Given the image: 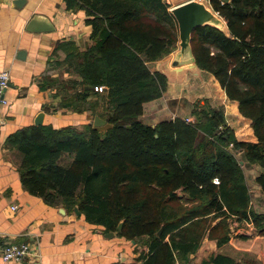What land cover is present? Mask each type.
<instances>
[{
	"label": "trees",
	"instance_id": "trees-1",
	"mask_svg": "<svg viewBox=\"0 0 264 264\" xmlns=\"http://www.w3.org/2000/svg\"><path fill=\"white\" fill-rule=\"evenodd\" d=\"M183 1L62 0L65 9L84 11L92 43L79 49L72 40L58 41L52 54L62 57L51 63H66L72 78L52 84L48 67L38 79L40 87L67 89L60 108L79 113L92 109V95H100L104 114L97 115L108 126L31 124L4 141L18 152L20 181L30 193L52 206L77 208L106 232L123 221L119 235L146 236L142 264L188 262L205 236L221 246L229 240L232 215L251 217L264 234V212L252 209L240 165L262 169L255 179L264 194V0H209L231 34L211 24L191 34L196 65L237 99L257 134L254 142L235 137L221 105L194 108L199 115L194 122L175 116L152 125L143 119L144 104L160 98L168 83L166 74L150 70L148 63L173 48L177 22L170 8ZM204 43L224 59L209 58L206 48L197 53ZM231 60L236 64L230 69ZM237 82L249 92L235 93ZM230 143L242 160L227 149ZM214 176L220 179L217 185ZM208 264L241 263L216 253Z\"/></svg>",
	"mask_w": 264,
	"mask_h": 264
},
{
	"label": "crops",
	"instance_id": "crops-1",
	"mask_svg": "<svg viewBox=\"0 0 264 264\" xmlns=\"http://www.w3.org/2000/svg\"><path fill=\"white\" fill-rule=\"evenodd\" d=\"M34 14L49 18L54 30L27 31L26 23ZM84 19L83 10H67L62 0H24L20 5L14 0H0V69L10 73L9 85L4 92L7 104L0 107V237L29 242L32 248V254L22 261H3L0 258V264H142V256L148 251L144 235L127 238L117 232L108 237L103 226L88 222L82 213L76 212V208L52 206L30 193L20 181L18 152L4 144L7 135L34 124L40 113L42 124L54 127H81L90 122L87 110L80 113L55 110L57 98H53L50 88H41L38 81L46 68H50V63L58 58L52 54L58 41L72 40L81 49L92 42L89 38L91 27ZM20 50L25 51L24 58L17 57ZM164 60L161 58L148 63L150 70L165 73L168 83L160 98L144 104L142 117L146 122L154 125L162 118L177 116L178 109H170V102L194 107L200 97H205L210 98L214 107L224 105L227 124L238 140L256 141L250 120L240 113L238 102L227 97L213 75L200 74L196 65L165 69L161 65ZM189 68L197 70L193 72L197 81L207 77L201 87H189L190 72L186 71ZM192 79L195 81L194 77ZM190 90L193 93L189 94ZM246 125L252 135L237 137L238 130ZM237 221L239 229L244 230L246 221ZM248 232L246 229L240 235H246L244 238L249 240ZM257 237L264 238L263 235ZM254 241L256 239L246 244L243 240L230 238L217 246L216 239L205 236L196 251L190 254L188 262L177 261L176 264H208L211 255L216 253L228 255L241 264L248 261L264 264V240L260 242L262 247ZM122 256L126 263L122 262Z\"/></svg>",
	"mask_w": 264,
	"mask_h": 264
},
{
	"label": "rangeland",
	"instance_id": "rangeland-1",
	"mask_svg": "<svg viewBox=\"0 0 264 264\" xmlns=\"http://www.w3.org/2000/svg\"><path fill=\"white\" fill-rule=\"evenodd\" d=\"M170 2H172L173 0H169ZM200 1H205L206 2V4H207V6L213 11V12H215L216 14H217V16L218 17H220L223 21H224V23H223V26L220 28V29H222L227 35H230L231 34V32H230V30H229V28H228V26H227V24H226V21L224 20V18L220 15V13L218 12V11H216V10H214L213 8H212V5H211V3H210V1H208V0H200ZM221 2H224V1H222V0H220ZM168 2V1H167ZM175 3V2H174ZM246 25L248 24V22H246L245 23ZM246 25H243V26H246ZM174 29H175V31H174V36H175V39L173 40V42H174V44H173V48L171 49V51L170 52H168L167 54H165L164 56H162L161 58H163V59H165L164 60V62L161 64L162 65V68H168V69H173L174 68V66H172L171 65V58H172V56H173V54H174V52L175 51H177L178 49H179V36H178V26H177V23H176V27L174 26ZM173 33V32H172ZM92 43V42H91ZM190 43H191V41H190ZM76 44V43H75ZM91 45V44H90ZM78 46V48L79 49H81L80 47H79V45H77ZM201 47H203V48H199V50L198 49H196V52L198 53L199 51H200V49L202 50V52L203 53H205V49L204 48H206L207 49V53H208V56H209V58H211V57H214V61H217V62H220L221 61V59H224L223 57H220L218 54V52L210 45V44H206V43H204V44H202L201 45ZM206 53V54H207ZM57 57L58 58H61L62 57V55H57ZM57 58V59H58ZM228 60V59H227ZM152 62H155V61H152ZM229 64H230V69L236 64V61L235 60H231V61H229ZM152 66L154 65V63H152L151 64ZM195 65H196V62H195ZM196 67H197V70L198 71H200L201 73L200 74H204V73H206V75H213L211 72H209V71H207V70H203L202 68L200 69L197 65H196ZM50 71H49V73H48V75H49V77H50V80H52V84H53V81L54 80H61V81H65V80H67V79H70V78H72V74H70L71 72H68V71H66V69H67V65H66V63H63L62 65H54L53 63H51L50 64ZM189 69H191V70H189ZM188 70H186V71H188V72H190L189 74H188V77H189V81H190V84H189V87L190 88H192V89H194V88H199V87H201V85L203 84L202 82H203V79L204 80H207L206 78V76H204L203 77V79H202V81H197L196 80V78H197V76L196 75H193V72H195V71H197L195 68H189ZM171 75H173V74H171ZM180 76H182V75H180ZM214 76V75H213ZM192 77H194V80L195 81H193V79H192ZM215 77V76H214ZM217 79V78H216ZM217 81H218V83L220 84V82H219V80L217 79ZM220 86H221V89H222V91L224 90V92L226 93V95H227V92H226V90H225V88L220 84ZM55 87L56 88H53V89H51L50 88V91H51V94H52V96H53V98H57V103H56V109L55 110H62L61 108H60V103L62 102V96H63V93H66L67 92V89H66V92L64 91V89H62V90H60V89H58L59 88V86H57V84L55 85ZM237 89L238 90H240V91H242V92H245V93H247V92H249V90L250 89H247L245 86H242L240 83H238L237 82V84H236V86H235V93H236V91H237ZM184 90H186V89H184ZM199 91L200 92H205V91H203L202 89H199ZM180 93H184V92H181L180 91ZM188 93L190 94V93H193V91L192 90H190V91H188ZM186 94H187V90H186ZM100 95H92V97H91V100H93V102H92V104H93V106H92V109H90V110H87V112L88 113H90V122H87V123H91L92 124V120H93V118H94V116L95 115H97V113H101L102 115L104 114V109H103V107H104V103H103V99H101V97H99ZM228 98H229V96H227ZM96 99H98V100H96ZM230 100H235V101H237V99H232V98H229ZM94 100L96 101V103H94ZM168 101H170V100H168ZM190 101H192V100H190ZM202 101V102H201ZM238 102V101H237ZM198 104V105H197ZM169 108L170 109H172V108H176L177 107V109H178V111H176L177 112V116L179 115V116H182V118L186 121V122H194L195 120H196V118L198 117L199 118V115L196 117V114L194 115L193 113H192V111H193V109L195 108L196 110H198V109H200V108H202L203 106H204V108L205 109H207V108H210V107H212L213 105H211L210 104V98H201L200 97V99H198V101L196 102V104L194 105V107H192V105H189V104H184V105H178V103L177 102H175V101H173V102H170L169 103ZM218 107V106H217ZM222 107H223V109H224V105H222ZM64 110V109H63ZM190 111H191V113H190ZM225 111V110H224ZM175 112V113H176ZM245 112H247V113H249V112H252V109L250 108V109H245ZM241 113V112H240ZM186 114H189V115H186ZM242 114V113H241ZM243 115V114H242ZM224 116H225V114H224ZM244 116V115H243ZM245 118H248V117H246V116H244ZM187 118L188 119H190L189 121H187ZM249 119V118H248ZM250 120V119H249ZM225 121H226V123H227V120H226V117H225ZM86 123V124H87ZM250 124H251V121H250ZM84 124H82V126H83ZM228 125V124H227ZM81 126V127H82ZM108 125H107V123L106 124H104L103 126H101L100 127V129H104L105 127H107ZM229 126V125H228ZM230 127V126H229ZM222 130H223V126H222ZM252 130H253V135L255 136V138H256V140H257V134H256V132H255V130L253 129V127H252ZM251 130H250V127L248 126V125H246L245 127H242V129H239L238 130V132H237V134H236V136L237 137H248L249 135H252L251 134V132H250ZM244 141V140H243ZM206 142V141H205ZM206 145L207 146H209L208 145V143L206 142ZM227 149L229 150V151H231V152H234V154H235V156H236V158L238 159V160H242V156H241V154L238 152V151H236V150H234L233 149V145L232 146H227ZM65 158H67V160H69V158H68V156H65ZM240 165L242 166V170H243V172H244V174H245V180H246V183L248 184V187H249V190H250V193H251V207H252V209H254V211H256V212H264V194L261 192V188L259 187V185H258V183L256 182V176L258 175V173L259 172H261L262 171V169L258 166V165H256V164H250V163H247V162H243V161H240ZM214 177H217L218 179H219V177L218 176H214ZM213 180V179H212ZM220 180V179H219ZM213 182V181H212ZM217 185V184H216ZM176 193H178V191H176ZM179 193H181V192H179ZM175 203H179L178 201L177 202H175ZM251 218V217H250ZM252 220V219H251ZM218 221V219L217 220H215L213 223L215 224L216 222ZM227 222H228V230H229V239L230 238H233V239H237V240H243L244 241V243L246 242V244H250V243H253V240H255L256 239V241L259 243V247H262V245H263V243H260L261 242V240L263 241L264 240V238H262V237H257V236H264V234H259L258 232H257V230H256V224L254 223V221L252 220V222L251 223H249V225L247 224V222L245 223V229L244 230H241V229H239V223H238V221H235V220H232V219H229V220H227ZM246 229H248V233H247V235L249 236L248 238H249V240H247V239H245L244 237L242 238L241 236H240V234H242L241 233V231H245ZM246 236V235H245ZM256 241H254V242H256ZM256 242V243H257ZM257 246V245H256ZM246 264H248V263H255V261H248V262H245ZM255 264H257V263H255Z\"/></svg>",
	"mask_w": 264,
	"mask_h": 264
},
{
	"label": "water",
	"instance_id": "water-1",
	"mask_svg": "<svg viewBox=\"0 0 264 264\" xmlns=\"http://www.w3.org/2000/svg\"><path fill=\"white\" fill-rule=\"evenodd\" d=\"M227 2L228 0H222ZM24 0H14L15 4H22ZM178 25L179 49L175 51L171 60V65L176 69L182 68L183 65L195 66V58L191 48V34L194 28L204 24H211L221 28L224 21L217 16L206 4L200 0H186L170 8ZM55 26L49 18L34 14L26 23L25 29L29 32H47L54 30ZM25 51L20 50L18 58H24ZM35 125L42 124V113L34 120ZM92 124L94 127H101L106 124V120L95 115ZM76 212L79 210L76 208ZM123 221H120L115 231H107L106 236L112 237L122 227ZM161 228L158 230L160 233ZM122 262H127L122 256Z\"/></svg>",
	"mask_w": 264,
	"mask_h": 264
},
{
	"label": "built area",
	"instance_id": "built-area-1",
	"mask_svg": "<svg viewBox=\"0 0 264 264\" xmlns=\"http://www.w3.org/2000/svg\"><path fill=\"white\" fill-rule=\"evenodd\" d=\"M10 73L5 69H0V107L7 104V100L4 97V92L9 85ZM98 89L101 91L103 86H99ZM190 119L187 118V121ZM219 129L222 130V126H219ZM232 146V143L229 144ZM213 183L218 184L219 179L217 177L213 178ZM232 219L237 221L238 219L235 216H229L228 220ZM247 224L252 222L251 218L244 219ZM32 254V248L30 247L29 242L26 241H14V240H4L0 237V258L3 261H22L27 256Z\"/></svg>",
	"mask_w": 264,
	"mask_h": 264
}]
</instances>
